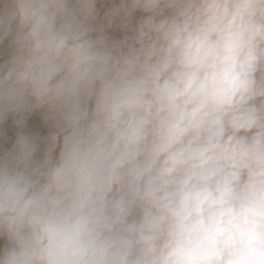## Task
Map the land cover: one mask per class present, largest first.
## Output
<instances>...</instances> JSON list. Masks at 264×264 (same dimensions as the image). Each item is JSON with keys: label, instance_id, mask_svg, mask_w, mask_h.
Wrapping results in <instances>:
<instances>
[{"label": "clouds", "instance_id": "1", "mask_svg": "<svg viewBox=\"0 0 264 264\" xmlns=\"http://www.w3.org/2000/svg\"><path fill=\"white\" fill-rule=\"evenodd\" d=\"M0 264H264V0H0Z\"/></svg>", "mask_w": 264, "mask_h": 264}]
</instances>
